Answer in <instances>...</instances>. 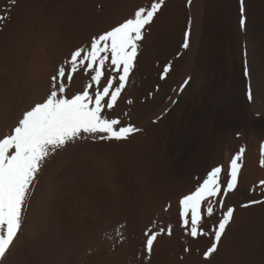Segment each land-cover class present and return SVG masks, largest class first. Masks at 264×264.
Masks as SVG:
<instances>
[{
	"label": "rangeland",
	"instance_id": "obj_1",
	"mask_svg": "<svg viewBox=\"0 0 264 264\" xmlns=\"http://www.w3.org/2000/svg\"><path fill=\"white\" fill-rule=\"evenodd\" d=\"M237 1L239 4L238 14L240 15L239 16V21H240L241 0H237ZM150 3L151 0H16V3L13 5L12 0H0V15H7L8 14L7 10L10 9V16H11V19L7 21L6 25L0 28V94H1L0 100L2 101L3 100L2 98H5V96L9 94L8 92L11 89V87L15 85V83H12L14 82V80L11 78H16L15 74L16 76H18L20 73L19 70L17 72V69H19V67L15 66L13 69V66L17 64V62L18 64H20V62L23 61L26 57L28 58V56L31 54L30 52L31 49L34 51L36 47H39L36 43H38L37 40L39 41L41 37H43L44 39L43 38H42L43 40L41 39L43 42L41 40L40 41L44 43L45 40V43H47L46 44L47 47L46 46L45 47L46 48L49 47L48 48L49 54L52 55L53 52L57 50L56 53L54 54L58 55L59 53V55H61V57L58 55L60 58L57 55H55L58 58V60L57 59L54 60L56 67H53V70H51L50 73V75L51 74L53 75L58 65L63 63L67 58V56H69L70 52L73 51L76 47L82 46L86 42V40L88 41V39H90V37L94 36L95 34H100L103 31L110 29V27L119 23L120 21L122 22L124 19L127 18L126 16L129 17L132 14V12L136 7L150 5ZM194 3L195 0H193L191 7H189L188 0H165V6L162 8L161 13L158 15V18L155 20L154 23L155 26L154 25L151 26L150 31L146 33V39L143 41L140 54L138 55L136 67L134 69L133 74L130 77V83L126 87L125 92L122 94L123 100L121 99V101H119L118 110L115 109L112 113L109 114L110 118L119 117L125 124L129 122L132 123L133 125L139 124L137 127L142 128L144 130L143 133L137 134L133 139H131L129 143L117 144L114 142L113 143L101 142V143H95L96 145L95 144L93 145V143H88L86 147H81L80 149L79 148L70 149L69 152H67L66 154L65 153L62 154L63 156L62 155L58 156L55 159L56 161L54 160L51 163L52 166L50 168L48 167L50 165H48L47 168L45 169L43 175L46 173L47 169H48V173H53V170L55 173H57V170H59L58 168L61 167L60 169L62 170V172H60L61 170L58 171V173L60 174L68 173V169L71 173L75 169L77 172L74 170L73 174L76 176L79 175L78 178L76 177L77 181L75 180L76 182L75 185L78 188H80L82 191H85L86 193L85 195L88 194L87 195L88 197L86 196V204L88 203L89 205L88 204L87 205L90 206V208L92 207L90 204H92L93 209L88 208L87 210L88 212L78 216L77 213L76 214L71 213L73 206L64 200L62 202L61 198L59 197H56L59 200L55 199L53 200V202L46 203L47 205L51 203L50 206L53 208H50V210L48 209L46 204H44L43 207H46L47 209L44 210L45 208L42 209L41 207V210L46 211V213L52 214V212L50 211L54 209L55 212L53 211L52 215L51 214L46 215L47 217L51 216L52 219L51 218L49 219L46 216H44V211H41L42 212L41 216H44L42 218L46 217L45 219H49V221H51L55 217V219L53 220L55 223L51 221V223L53 222L52 223L53 227H52V225H49L51 223L48 220H46V223L48 224L47 227L45 223V219L40 220L42 221L40 223H43L40 224L43 225L42 227L40 226L41 230H43V228L45 229V231L46 229L48 230L46 231V233L43 232L44 230L41 231L40 229L39 231H37L38 233L39 232L41 233H39V237H38V233H36L35 239L36 237H38L40 239L39 240L40 244L38 242L37 245L36 243L38 241L37 238L36 242H34L35 240H33L32 242L33 245L32 249L34 248L35 250L34 249L31 250L28 247L26 248L28 249L25 250L26 252H28L27 255L25 252L26 255L25 259L27 261L25 260L24 263L56 264L58 255L61 252H65L68 250L67 240L76 239L79 237H81L82 239L83 237L84 238L83 240L85 241L77 242L78 243L77 248H79V246L81 247L82 244H83L82 246H84V244H86V246L80 248L81 251L80 249H76V248H75L76 250L70 251L71 253L73 252L72 255H74L76 258L74 256L71 258L72 255L69 252V256H70L69 258L71 259L69 263L71 264H141V260L138 259V257H140V253L142 251L143 243L145 240L143 233L147 227L151 226L152 221H156L157 228L164 227L166 229L168 225H171L173 231L175 229L174 231L175 233L173 232V237H171L170 239L168 237L169 242L172 240L170 242L171 245L168 242L167 237L161 236L158 238V240L166 239V241L164 240L165 241L164 243L168 242V246L169 245L170 246L168 247L167 243L166 245H164V243H162V241L160 240L154 247L155 254L154 253L152 254L150 259V264H157V263L161 264L163 260L162 257L164 258L165 255L169 257L172 256L171 258H173V260L175 259V261L178 259L176 262H174L175 264L178 263L217 264V253L213 254V256L210 257L208 260H205L203 257V253L211 245L210 237L207 236L201 237L198 241H192L191 238L186 237L183 233V230L180 227H178L179 225L178 199L182 195L186 194L185 192H187V189L192 188L191 187L192 185L193 188L190 189L188 192L194 190V187L196 186L195 183L197 182V178H199L200 176H201L200 178H202L203 175L206 174L205 171L210 170L212 166L208 165L209 163H207L208 166L206 165L202 173L201 170L199 171V169L196 170L192 169L193 163L186 164L185 166L188 165L187 166L188 168L184 167L185 170H183L182 174L177 175L180 178L168 174V168L166 166L167 165L166 156H165V152L163 151V144L161 139L162 135L160 130L162 126L164 112L167 107L163 108L164 110L163 109L161 110L163 111L161 112V114L159 112L160 114L159 116L158 114L157 115L155 114L156 109L158 108V106H160V104H165L166 101L168 103V100H166V98L167 97H168L167 99L170 98L171 91L173 92V90L174 91L176 90V92H178L180 85L186 79L185 76L182 77L184 78L182 80V78L180 77L181 75L180 73L183 68L182 64L185 61L186 53L187 56L189 55V50L184 51V49L181 48V45L183 43V34L189 28V20L192 21L191 33L193 31V25L195 19L194 7H193ZM123 4H125V6ZM120 5L123 6L120 7ZM122 7L124 8L122 9ZM243 7H244L245 18H247L245 14V8H246L245 2H243ZM125 8H127V10H124ZM129 9H131L132 11H128ZM127 11L129 12V14L127 13ZM101 16H103V18L106 19L105 20L103 19L102 21ZM209 18H210L209 14H207L206 18L204 19L205 28L207 29V30L205 29L204 34L207 35V37L208 36L211 37L212 34L211 33L212 23ZM0 24H4V22L0 21ZM103 24H105L107 27H105ZM227 26H228L227 27L228 29L227 33H228L229 24H227ZM98 30L101 32H99ZM164 30L166 32H164ZM156 35L158 37H155ZM55 36L59 43L57 41L53 42L54 39L53 37ZM153 37L155 38V40H153ZM47 38L49 39L46 42ZM56 38L54 40H56ZM58 38L61 39V42ZM28 40L30 41V44ZM49 40H52L54 44L58 43L57 47L60 45L59 48H61V51L59 50V48L55 46L56 44L55 45L52 44V42L51 41L49 42ZM30 45L33 48H31ZM61 46L64 48H62ZM51 47H53V51L50 50ZM24 48L28 50L26 51ZM242 48H241L242 77L244 79V96L247 98V90H248L247 87L249 86V84L245 80L247 79V77H245L244 75L245 67L243 68V66L245 65L244 64L245 59ZM63 49H65L64 50L65 53L62 52ZM19 50L20 52L25 51V53L26 52L29 53H27L28 54L27 56L23 52L20 53L21 55L20 54L19 55L22 57L25 55V58L24 57L20 58L19 56V58L21 59L20 60L19 58H17L18 56H15L18 55L17 53ZM178 53L179 55H177ZM11 54L12 55L14 54L12 56L13 59L10 57ZM54 54L51 57L54 58ZM8 59L12 61L9 62ZM14 59L15 61H13ZM57 61L58 63H56ZM12 62L14 63L16 62V63L14 64ZM168 62H172L173 71L168 74L166 80H161L160 73L162 71L163 66ZM13 71H15L14 72L15 74L13 73ZM10 73L13 77L10 76ZM7 78H9V80H12V82H10L9 80L7 82L6 81ZM48 78L50 80V76ZM74 80L73 82L70 83L71 86H69L68 89L69 95L82 91L85 83L87 82V77L83 73L81 74L77 73L76 77L74 76ZM77 81L78 83L79 82L80 83L79 84L76 83ZM48 82H47V88L49 84ZM11 83L13 86L11 85ZM4 85H8L9 89L8 86L4 87ZM5 88L6 90H4ZM2 92L3 93L5 92V94L2 95ZM1 96L4 97L1 98ZM160 99L162 100L160 101ZM126 100L127 101L132 100V103L129 104ZM174 100L175 99H172V101ZM116 110L118 114H116L117 113ZM125 113H127V115H125ZM151 115H153L152 116L153 118L151 117ZM153 121L156 122L153 123ZM238 137L236 135L234 136L235 139H238ZM263 138L264 137L261 138L263 142L260 140V145L264 143ZM242 143H240V145L238 144L239 146L237 145L238 147L236 152L240 149L239 147L241 146L246 149V146ZM68 154H70L72 158ZM233 154L234 153H232L231 156ZM231 156H229V158H231ZM229 158L227 159V163H229L228 161H230ZM65 160L66 161L70 160L69 162H71V165L69 166L65 165L64 163ZM83 160H85V162ZM68 161L66 162V164H70ZM219 163L220 162H218L217 164L221 165L223 163V166L225 165L224 167L225 170L227 169L228 165L226 162H221L220 164ZM59 164L62 166H58ZM217 164H214L213 167L216 166ZM72 165L75 166V168L72 167ZM65 166H67V168ZM86 166L87 167L90 166V168L87 169ZM63 167L64 169H62ZM71 167L73 170L71 169ZM75 172L77 174L79 172V174L77 175L75 174ZM43 175H41L39 182L41 181ZM181 176H183L184 178L183 177L181 178ZM180 179L183 180V182ZM261 180L264 179H260L259 181ZM178 181L182 182V184H184V182L186 181L185 183L187 184H184V187L182 186L180 187L181 184L178 183ZM259 181L255 185V189L257 190V192L255 191L256 193H253L252 189L254 187H252V185H250L251 188L247 187L249 186V184L247 186L242 185L241 186L242 189H241L239 184L240 189L238 191L240 192L237 191L235 193L236 196L233 195L232 198L228 200L229 205H236L238 207L237 213L235 215V222L230 224V226L226 229L225 236L222 237V239H225L227 241L231 252L230 257L232 258H230L231 261H229L228 264H247V263L264 264V208L261 207H256L252 209L239 208V205L241 203L251 199L250 198L251 195H253L252 198H255L256 195L259 196L258 194L260 190L259 187L258 189L256 187L257 185L259 186ZM184 190L186 191L184 192ZM243 192H247V193H243ZM241 193L243 194V196L241 195ZM246 194L249 195V197H246L247 196ZM90 196L91 198H89ZM87 198L91 201H89ZM55 203L59 205L58 208L56 207L57 205ZM168 204L171 205V207L168 209V211H165V208H168L169 206ZM61 210L62 212L65 213H61ZM89 211L92 214V216L89 213ZM67 213L68 216L66 215ZM88 213L90 214V217H87L89 215ZM239 213H242V215L240 219L237 220V218L240 215ZM58 216L61 218H59ZM63 216L66 217L64 218ZM70 216H74V217H71L70 219ZM77 216L82 217V219L78 218ZM75 218L76 219L78 218L77 220H82V221L78 222ZM66 219L68 220L70 219L71 221L73 220L75 222H78L77 224L78 227L74 222L70 223L71 221H68ZM59 223H61L62 225ZM54 224L56 225V228H58L59 225L58 230L55 229ZM73 226H76L78 229H76V227ZM50 227H52L53 229L52 228L49 229ZM65 227H67L66 228L67 230H65ZM84 227H86V229H84ZM62 228L64 229L62 230ZM53 231L54 233H52ZM70 231L73 233L75 232L74 236H72L73 233L69 234ZM117 231L123 233L125 237L123 243L117 242L118 241ZM57 232L59 233L58 235ZM63 232L66 235H64ZM45 234L50 238L46 237ZM53 234L56 235V237L58 236L57 239L56 237L53 236ZM91 234L94 235L93 238L92 236H90ZM44 238L47 240V242H45V240H42ZM47 238L50 240H48ZM87 238H89L88 241L86 240ZM94 238L96 240H93ZM50 241L54 243L51 244ZM93 242L94 245L92 244ZM175 246L177 248H175ZM49 247L51 249H49ZM173 247L176 249V251L173 250L174 249ZM185 247H190L191 251L185 252L184 251ZM167 249H171L172 252L175 251V254L177 252V256L173 257L175 256V254L171 255L173 253L170 254L171 251L170 250L167 251ZM177 249H179L180 251ZM47 251H49L50 253ZM76 253L77 254L79 253L78 256H76L77 255ZM184 257H187L189 259V262H187L188 259ZM179 259L182 261V263ZM182 259H186V260H182Z\"/></svg>",
	"mask_w": 264,
	"mask_h": 264
},
{
	"label": "snow or ice",
	"instance_id": "obj_2",
	"mask_svg": "<svg viewBox=\"0 0 264 264\" xmlns=\"http://www.w3.org/2000/svg\"><path fill=\"white\" fill-rule=\"evenodd\" d=\"M243 2L240 26L246 31ZM192 3L193 0H188L189 7ZM164 6L165 0H151L150 5L138 6L122 22L76 47L51 75L43 96L30 101L12 120L8 134L0 136V264H9L21 247L27 213L49 164L70 149L86 147L88 143H129L143 133L142 128L130 122L125 124L119 117L110 118L109 114L118 107L146 33ZM7 11V15H0V21L4 22L0 28L11 19L10 9ZM191 23L189 20V28L183 34L184 50H191ZM243 55L244 75L249 80L247 99L254 103L246 45ZM172 69V62L166 63L160 79L166 80ZM77 73H83L87 82L82 91L69 95L70 83ZM191 80L189 76L183 81L180 93L190 87ZM257 83L264 86V81ZM8 118L7 105H0V119ZM245 152L243 147L235 152L226 170L223 165L211 167L202 178H197L194 190L178 199V220L184 235L192 241L211 238L210 247L203 253L205 260L218 252L226 229L235 222L237 206L229 205L228 200L239 190ZM259 155V166L264 168V143L260 145ZM259 190V196L241 203L239 208H264V180L259 182ZM252 191L255 193L256 189ZM143 235L145 240L138 259L141 264H150L158 238H171L173 228L171 225L157 228L156 221H152ZM117 237L118 243L124 242L123 233L117 231ZM184 251L190 252L191 248L185 247Z\"/></svg>",
	"mask_w": 264,
	"mask_h": 264
},
{
	"label": "bare ground",
	"instance_id": "obj_3",
	"mask_svg": "<svg viewBox=\"0 0 264 264\" xmlns=\"http://www.w3.org/2000/svg\"><path fill=\"white\" fill-rule=\"evenodd\" d=\"M244 2H245V6H246L245 14L247 17L246 18V31L244 29H242L240 26V21H239L240 15L238 14L239 4H238L237 0H195V3L193 4L194 5L193 7H194L195 19H194L192 36H191L192 46H191V50H189L188 56H187V53L185 52L186 58H185L184 63L182 64L183 68H182L181 73H180L181 78L185 77V76H186V78H188L189 76L192 77V80L190 82V87L186 88V90L183 93H180L179 91L176 92V90L175 91L173 90V92L171 91L170 98L169 99H167L168 97L166 98V100H168V103H167V101H166V103L163 101L165 104H160V106L157 105L158 108L156 109V112H155V114L156 115L158 114V116H159L161 114V112H163L161 110L163 108L167 107L165 109V112H164V116H163V120H162V126H161L160 130H161V135H162L161 139H162V144H163V151L165 152V156H166V163H167L166 166L168 168V174L179 177L177 175L182 174L183 170H185L184 167L188 166V165L185 166L186 164H192L193 163L192 169L193 170L199 169V171L201 170V172L203 173V170L206 167L207 163H209L208 165H210L212 167L214 164H217L218 162H220V163L226 162L227 163V159L229 158V156H231L232 153H235L237 150V147L240 145V143L243 142L242 144H244L246 146V152H245V156H244V166L242 168V175L240 177V182H239L240 188L242 185L247 186L248 184H249V186H247V187L251 188L250 185H252V187L255 188V185L257 184V182L260 179H264V168H261L259 166L260 140L262 137H264V86H259L257 83L258 81H264V0H244ZM123 5L125 6V4H123ZM123 5H120V7ZM123 8L124 7H122V9ZM124 10H127V8H125ZM128 11H132V10L129 9ZM128 11H127V13L129 14ZM123 14H126V13H123ZM207 14H209V17H210L209 19L212 23V30H211L212 34L210 33L211 37H209V36L207 37V35L204 34L205 33L204 31L206 29L204 19L206 18ZM126 17H128V16H126ZM101 18L103 21V19H104L103 16H101ZM114 21H116V20H114ZM106 24H107V22H106ZM227 24H229V32L228 33H227V30H228ZM103 25L105 27H107L105 24H103ZM103 25H102V27H103ZM99 29H100V27H99ZM96 31H97V29H96ZM157 31H158V29H157ZM99 32H101V31H99ZM164 32H166V31L164 30ZM208 34H209V32H208ZM95 35H97V34H95ZM56 36L53 38L55 39ZM83 36H85V35H83ZM155 37H158V36L156 35ZM42 38L43 37H41V39ZM49 38L46 39V42L48 41ZM54 39H53V42L57 41V38H56V40H54ZM29 40H28V42L30 44ZM59 40L61 42V39H59ZM153 40H155L154 37H153ZM157 40H160V39H157ZM39 41L37 40L38 43H36L39 47H36L34 45L37 49L35 48L36 50L34 49V51L31 49V51H30L31 54L28 56V58L26 57L27 59L25 58V55H24L23 57L25 59L23 61H21L20 64H18L17 59H16L17 64H15L16 62L15 63L12 62L15 64L13 66V69L15 66L19 67V69H17V68L16 69H17V72L19 70L20 73L18 76H16V74L14 73L15 71H13L16 78H11V77L10 78L13 79L14 82H12V80H9V78H7V80H6L7 82L9 80L10 82L15 83V85L13 86L11 83V85L14 87L13 88L10 85V87L12 89V90L10 89L11 92L9 90V92H8L9 94L7 96L4 95L5 98H2L4 96H1V98L3 100L2 101L0 100V105H4V104L7 105L9 118L7 120L0 119V136L8 134L9 125L11 124L12 120L15 118V116L23 108H25L27 106V104L30 101L40 99L43 96V91L44 90L47 91V89H46L47 88V82L49 81L48 77L49 76L51 77V75H52V74L50 75L51 70H53V67H56L54 60H56V59L58 60V58L55 56L57 54H54V53H56L57 50L55 52H53L54 58L56 57L54 59L53 57H51V56H53V54L52 55L49 54V51H48L49 47L46 48L47 43H45V40H44V43H42L43 41L42 42L41 41L39 42ZM50 41L52 42V40H49V42ZM49 42H48V45H49ZM53 42H52V44H54ZM62 42H63V40H62ZM57 44L55 45L56 47H57ZM60 44H63V43H60ZM64 45H65V43H64ZM242 45H243V48H242ZM245 45L247 46L248 64H249L250 70H251V86H252L253 95L255 97L254 103L250 102L244 96V79L242 77L241 48L244 52ZM50 46H52V45H50ZM59 46L57 48H59ZM30 47H31V45H30ZM53 47H51L52 49L50 48V50L53 51ZM27 48H28V46H27ZM31 48H33V47H31ZM62 48H64V47H62ZM54 49H56V48H54ZM20 50L17 53L18 55H15V56H18L17 58H19V56L21 55L20 53L23 52V51L20 52ZM59 50L61 51V48H59ZM64 50L65 49H63L62 52H64ZM52 51H50V52H52ZM23 53L26 54V56H27L28 55L27 53H29V52L25 53V51H24ZM60 54H62V53H60ZM67 54H68V52H67ZM13 55L11 54L10 57L12 58ZM58 55H59V53H58ZM183 55H184V53H183ZM59 56L61 57V55H59ZM21 57L22 56H20V58ZM10 61H12V60H9V62ZM13 61H15V59ZM178 62H179V60H178ZM56 63H58V61ZM244 67H245V65L243 66V68ZM9 70H10V68H9ZM10 76H12L11 73H10ZM75 77H76V75H75ZM146 79H148V78H146ZM183 79L184 78H182V80ZM76 80H74V81H76ZM245 80L249 84L248 78ZM76 83H78V81ZM8 84H10V83H8ZM5 86H8V85H4V87ZM72 88H74V87H72ZM8 89H9V86H8ZM75 89H76V87H75ZM77 89H79V88H77ZM4 90H6V88ZM46 91H44V93ZM77 91H79V90H77ZM5 92L4 93L2 92V95L5 94ZM167 94H169V93H167ZM133 99H135V98H133ZM172 99H175L174 100V101H176L175 104L172 103ZM161 100L162 99H160V101ZM116 109L118 110V107ZM117 110H116V112H117ZM159 112H160V114H159ZM258 113H259V115H258ZM116 114H118V112ZM152 116L153 115H151V117ZM138 125H136V126H138ZM235 135L237 137L239 136L238 139L234 138ZM137 138H139V137H137ZM241 147H239V148H241ZM68 155L70 156V154H68ZM70 157L72 158V156H70ZM60 159H62V158H60ZM67 161L65 160V162H64L65 165H68V166L71 165V162H69V161L68 162L70 164H66ZM83 161L85 162V160H83ZM62 162H63V160H62ZM84 162H81V163H84ZM56 164H54V165H56ZM60 164L58 166H62ZM49 165L50 166H48V167L50 168L52 165L51 164H49ZM221 165H223V163ZM227 165H228V163H227ZM65 167L67 168V166H65ZM72 167L75 168V166H73V165H72ZM72 167H71V169H72ZM224 167H225V165H224ZM60 168H58L59 170H57V173H55L54 170H53V173H48V169H47L46 173L43 175L41 181L39 182V185L36 189V195L32 201V207L27 213L28 218H27V222L25 225V229H24V236L22 238L21 247L10 258L9 264H26V263H24V261L26 260L25 256L27 255L28 252H26L25 250H28V249H26L27 247L30 248L31 250L34 249V248L32 249V246H33L32 242H33V240H35L34 242L37 241L36 239L39 237V233H41V232L38 233L37 231H39V229L41 230V227L43 226V225H40V224H43V223H40V222H42L40 220L41 219L44 220L47 217L46 215L51 214V213H46V211H44L47 208L43 207V205L46 204L47 202H53V200L57 199L56 197H59V198H61L62 202L64 200V201L68 202L69 204H71L73 206L71 213H75V214L77 213L78 216L88 212L87 211L88 208L93 209L92 204H90L92 206L91 208H90V206H88L89 205L88 203H87L88 205L86 204V196L88 194L85 195L86 194L85 191H82L80 188H78L75 185V183H76L75 180H76V177L78 178L79 172L77 174L76 173L77 171L74 169L76 171L75 174L78 175V176H76L73 174V171H74L73 169H72L73 171L71 173L68 169V173H61L60 174V173H58V171L61 170ZM86 168L88 169V168H90V166L89 167L86 166ZM62 169H64V167ZM206 169H209V168H206ZM60 172H62V170ZM81 177H82V175H81ZM182 177L183 176H181V178ZM83 180H85V179H83ZM177 180H178V178H177ZM181 181L183 182V180H181ZM182 182L178 181V183L181 184L180 187L181 186L184 187V184H187L185 182H184V184H182ZM171 183H173V182H171ZM189 186H190V184H189ZM191 187L193 188V185ZM256 187L258 189L259 186L257 185ZM192 188H190V189H192ZM190 189H187V192ZM185 191L186 190H184V192ZM86 192H87V190H86ZM187 192H185V193L187 194ZM238 192H240V191H238ZM256 192H257V190H256ZM243 193H247V192H243ZM234 195L236 196V194H234ZM241 195L243 196L242 193H241ZM246 195H244V196H246ZM252 196L253 195H251V197H250L251 199H252ZM246 197H249V195H247ZM89 198H91V196ZM57 200H59V199H57ZM89 201H91V200H89ZM89 201H87V202H89ZM56 203H57V201H56ZM50 204L49 205L46 204V206L48 207L49 210H50V208H53L50 206ZM58 206L59 205H57L56 207L58 208ZM41 207H42V209H44V208L45 209L41 210ZM67 207H69V206H67ZM41 211H44V216H46L45 218H42L44 216H41V214H42ZM53 211H54V209L50 212H52V214H53ZM57 211H56V213H57ZM90 211H89V213H90ZM61 213H65V212H62V210H61ZM90 214L87 217H90ZM239 214H238L239 217H238V215H237L238 218L236 217L237 220H239L241 215H242V213H239ZM66 215L68 216V213ZM85 215H87V214H85ZM74 216H76V215H74ZM74 216H70V219H71V217H74ZM91 216H92V214H91ZM63 217L65 218L66 216H63ZM47 218L50 219L51 216H48ZM59 218H61V217H59ZM64 218H62V219H64ZM78 218L82 219V217H78ZM83 218H85V217H83ZM49 219H45V223H46V220L49 221ZM54 219H55V217H54ZM70 219L69 220L66 219V220L71 221ZM53 220H51V221H53ZM51 221H49V222L51 223ZM77 221L80 222L82 220H77ZM73 222L78 227V225H77L78 222H75L72 220L70 223H73ZM52 223L49 225H52ZM57 223H58V221H57ZM59 224H61V223H59ZM46 225L48 227L47 223H46ZM54 226H55V229L58 230L59 225H58V228H56L55 224H54ZM76 226H73V227H76ZM52 227H53V225H52ZM52 227H50L49 229H51ZM62 227H64V226H62ZM77 227H76V229H78ZM178 227H180V226L178 225ZM66 228L67 227H65V230H67ZM63 229L64 228H62V230ZM84 229H86V227H84ZM43 230H41V231L46 233V231L48 229H46V231H45V229L43 228ZM99 230H100V228H99ZM54 231L52 233H54ZM174 231H175V229H174ZM43 232H42V234H43ZM64 232H66V231H64ZM64 232H63V234H64ZM176 232H178V231H176ZM36 233H38V237H36V239H35ZM67 233H68V231H67ZM70 233H73V232L70 231L69 234ZM74 233L72 236H74ZM58 234L59 233L57 232V235ZM64 235H66V234H64ZM45 236H46V234H45ZM53 236L56 237V235H54V234H53ZM90 236H92V238L94 237V235H92V234ZM259 236H260V234H259ZM46 237L50 238L49 236H46ZM57 237H56V239H57ZM165 237H167V236H165ZM165 237H163V238H165ZM172 237H173V235H172ZM40 238H42V237H40ZM51 238H52V236H51ZM67 238H66V240H67ZM83 239H84L83 237H82V239H81V237H79L76 239L67 240L68 250L65 252H61L58 255L57 260H56V264H71V263H69L71 261V259L69 258L70 257L69 252L86 246V244H84V246H82L83 245L82 244L81 247L79 246V248H77V245H78L77 242H84L85 240H83ZM39 240L40 239L38 238V241L36 242L37 245H38ZM42 240H45V242H47V240L45 238ZM42 240H41V242H42ZM48 240H50V239H48ZM60 240H63V239H60ZM86 240L88 241L89 238H87ZM93 240H96V239L94 238ZM164 240L166 241V239H164ZM164 240H161L162 243L165 242ZM167 240H168V237H167ZM53 241H54V239H53ZM50 242H51V244L54 243L52 241H50ZM55 242H56V240H55ZM168 242H169V240H168ZM168 242H166L167 246H168ZM166 243H164V245H166ZM39 244H40V242H39ZM47 244H49V243H47ZM51 244H49V245H51ZM90 244H89V246H90ZM92 244L94 245V242ZM170 245H171V243H170ZM34 246H36V245H34ZM50 247H49V249L52 248V247L51 248ZM96 248H97V246H96ZM175 248H177V247L175 246ZM175 248L173 250L176 251ZM168 250L171 251V249H167V251ZM177 250H179V249H177ZM77 251H75V252H77ZM80 251H81V249H80ZM175 251H173V252L171 251L170 254L173 253L171 255H174ZM25 252H26V255H25ZM47 252H49V251H47ZM72 253H71V255H72ZM230 253L231 252H230L229 245H228L227 241L225 239H222L221 245L219 246L218 252H217V264H228L229 261H231L230 258H232V257H230ZM78 254L76 256H78ZM73 256L74 255H72L71 258ZM176 256H177V252H176L175 256H173V257H176ZM171 257L172 256L169 257L167 255H165L164 258L162 257L163 260H162L161 264H175L174 262H176L178 259L175 261V259L173 260V258H171ZM184 258H187V257H184ZM182 260H186V259H182ZM180 261H178V262H180ZM72 262H75V261H72ZM187 262H189V259ZM181 263H182V261H181ZM178 264H180V263H178ZM182 264H184V263H182Z\"/></svg>",
	"mask_w": 264,
	"mask_h": 264
}]
</instances>
